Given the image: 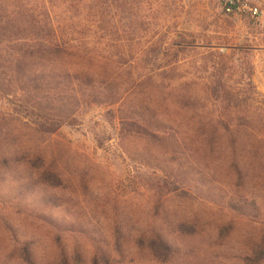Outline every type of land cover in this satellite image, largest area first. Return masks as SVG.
Returning <instances> with one entry per match:
<instances>
[{
	"label": "rangeland",
	"instance_id": "rangeland-1",
	"mask_svg": "<svg viewBox=\"0 0 264 264\" xmlns=\"http://www.w3.org/2000/svg\"><path fill=\"white\" fill-rule=\"evenodd\" d=\"M228 1L75 0L77 93L70 59L5 48L0 264H264V167L234 170L216 129L264 139V0Z\"/></svg>",
	"mask_w": 264,
	"mask_h": 264
},
{
	"label": "trees",
	"instance_id": "trees-1",
	"mask_svg": "<svg viewBox=\"0 0 264 264\" xmlns=\"http://www.w3.org/2000/svg\"><path fill=\"white\" fill-rule=\"evenodd\" d=\"M19 1L20 0H0V13L3 12L4 15L7 14L6 18L0 17V59L7 54L5 48L16 43H18L17 47L19 50L18 55L21 57L20 60L28 67L38 64L39 62H45L48 56L51 55H55V59L61 61L60 63L62 64L64 59H70L71 63L65 70L67 72V78L70 80L67 85L70 87L72 93H77L80 90L75 89H81V76H88V66L84 63L73 64V60L74 58L76 60L86 59L88 56L86 55V51L78 46V43L75 44L74 41L65 40V38L68 37L67 30L73 28V17H71L66 26L63 22L66 18L62 19V16H70L69 6L74 5L75 0H58V4L61 7L60 12L54 10L56 9L54 6V1L56 0H26L22 5ZM80 2L82 1H77L76 5H80ZM244 5L248 6L239 0L225 2L223 4V13L228 17H232L233 15H237L238 11H240ZM14 9L20 12L14 13ZM10 28L14 29V32L7 34L6 38L2 39L3 34ZM28 28L33 32L29 33ZM19 33L22 34L19 35L20 38L14 39L13 37L16 38ZM8 35H11V37ZM229 60H231V58H229ZM252 77L253 70L251 69L247 75L249 80L248 85L251 87ZM59 79L60 76L55 78V80ZM36 83L38 85L37 92H39V90L43 93H50L53 91L51 81L45 76L38 77ZM216 129H221L223 131L222 133L227 135V138L224 139V144L232 155V166L234 170L240 171L241 164L250 168L256 166L264 167V163L259 162L258 159V156H264V139H242V137H240V125L219 124ZM244 154H247L246 157H249V161L246 162L245 158L241 159L242 156L244 157ZM242 178L247 179L246 175H243ZM232 202L233 200L230 203ZM235 211L240 213L239 209H235ZM70 229L74 230L75 228L74 226H70ZM159 243L163 248L169 247L161 240ZM258 249L261 251H259L260 254L264 253V247L259 246Z\"/></svg>",
	"mask_w": 264,
	"mask_h": 264
},
{
	"label": "built area",
	"instance_id": "built-area-1",
	"mask_svg": "<svg viewBox=\"0 0 264 264\" xmlns=\"http://www.w3.org/2000/svg\"><path fill=\"white\" fill-rule=\"evenodd\" d=\"M228 11H230V10H228ZM250 12H251L252 15L255 16V15H257L258 10L256 8H253V9H250Z\"/></svg>",
	"mask_w": 264,
	"mask_h": 264
}]
</instances>
